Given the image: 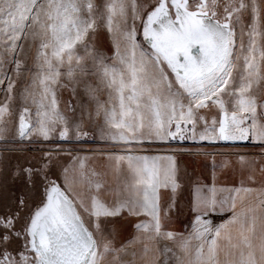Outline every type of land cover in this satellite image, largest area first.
Returning <instances> with one entry per match:
<instances>
[{
  "label": "snow or ice",
  "instance_id": "obj_1",
  "mask_svg": "<svg viewBox=\"0 0 264 264\" xmlns=\"http://www.w3.org/2000/svg\"><path fill=\"white\" fill-rule=\"evenodd\" d=\"M0 264H264V0H0Z\"/></svg>",
  "mask_w": 264,
  "mask_h": 264
}]
</instances>
